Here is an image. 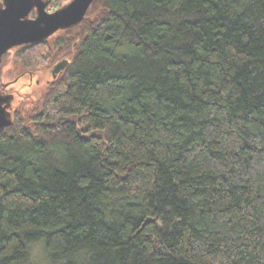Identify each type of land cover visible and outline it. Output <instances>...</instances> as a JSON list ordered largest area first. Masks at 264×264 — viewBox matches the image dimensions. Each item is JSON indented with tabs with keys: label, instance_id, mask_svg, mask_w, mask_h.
Listing matches in <instances>:
<instances>
[{
	"label": "trees",
	"instance_id": "1",
	"mask_svg": "<svg viewBox=\"0 0 264 264\" xmlns=\"http://www.w3.org/2000/svg\"><path fill=\"white\" fill-rule=\"evenodd\" d=\"M61 61L0 133V264H264V0H95L11 65Z\"/></svg>",
	"mask_w": 264,
	"mask_h": 264
},
{
	"label": "water",
	"instance_id": "2",
	"mask_svg": "<svg viewBox=\"0 0 264 264\" xmlns=\"http://www.w3.org/2000/svg\"><path fill=\"white\" fill-rule=\"evenodd\" d=\"M52 1L0 0V133L13 124L15 94L10 87L12 82H6L4 75L12 63L14 50L43 43L58 31L77 26L87 17L95 0H68L51 11ZM66 65L68 61L56 64L53 78Z\"/></svg>",
	"mask_w": 264,
	"mask_h": 264
},
{
	"label": "rangeland",
	"instance_id": "3",
	"mask_svg": "<svg viewBox=\"0 0 264 264\" xmlns=\"http://www.w3.org/2000/svg\"><path fill=\"white\" fill-rule=\"evenodd\" d=\"M53 10L51 9V11ZM52 70L53 68L46 67L30 74L24 73L17 63L6 67L4 78L6 82H12L10 87L14 89L13 93L15 94L12 107L13 112L19 110L26 113L41 100L48 83L53 79ZM16 79L17 81H15ZM45 260L46 253L43 243H34L32 247L33 264H41Z\"/></svg>",
	"mask_w": 264,
	"mask_h": 264
},
{
	"label": "built area",
	"instance_id": "4",
	"mask_svg": "<svg viewBox=\"0 0 264 264\" xmlns=\"http://www.w3.org/2000/svg\"><path fill=\"white\" fill-rule=\"evenodd\" d=\"M57 1H59V0H53L52 1L50 10L51 9H54L55 10V9H57L59 7V5L56 4Z\"/></svg>",
	"mask_w": 264,
	"mask_h": 264
}]
</instances>
